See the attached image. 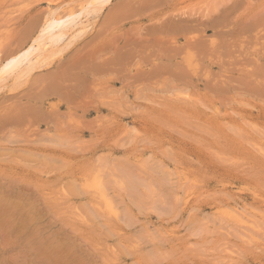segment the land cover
I'll return each mask as SVG.
<instances>
[{
	"label": "rangeland",
	"instance_id": "374dc122",
	"mask_svg": "<svg viewBox=\"0 0 264 264\" xmlns=\"http://www.w3.org/2000/svg\"><path fill=\"white\" fill-rule=\"evenodd\" d=\"M59 262L264 264V0H0V264Z\"/></svg>",
	"mask_w": 264,
	"mask_h": 264
},
{
	"label": "bare ground",
	"instance_id": "6f19581e",
	"mask_svg": "<svg viewBox=\"0 0 264 264\" xmlns=\"http://www.w3.org/2000/svg\"><path fill=\"white\" fill-rule=\"evenodd\" d=\"M108 1L109 0H101V2L103 3V4H105V3H108ZM210 1V0H209ZM220 2V1H219ZM98 3V2H97ZM216 3V2H215ZM93 4H94V2H93ZM90 5V4H89ZM88 5V6H89ZM96 5V4H95ZM99 5H100V2H99ZM102 5V4H101ZM210 5V4H209ZM208 5V6H209ZM103 6V5H102ZM216 6V5H215ZM234 6V5H233ZM263 6V5H262ZM230 7V6H229ZM89 8V7H88ZM232 8V7H231ZM217 9V8H216ZM85 10H87V8H85ZM90 10H92V9H90ZM99 10V9H98ZM182 10V9H181ZM87 12V11H86ZM94 12V11H93ZM217 12V11H216ZM221 12V11H220ZM225 12V11H224ZM230 12V11H229ZM89 13V12H88ZM190 13V12H189ZM76 15H78V14H76ZM76 15H70L69 17H67V18H69V19H71V20H73L74 21V16L75 17H77ZM83 15V14H82ZM87 15V14H86ZM228 15V14H227ZM250 16V15H249ZM85 18H86V16H85ZM84 19V18H83ZM219 19V18H218ZM222 19V18H221ZM68 20V19H67ZM61 21L62 20H58V19H54V20H49V22H48V25H46L47 27H45V29H47L48 31H47V33H46V36H47V34H48V36H47V38H46V40L44 41L43 40V38H45L42 34V36H43V38L42 39H39V36H38V38H37V40H36V37H35V43L37 44V46L39 45V47H41V46H43L44 48H47L48 46H54V45H56V44H58V43H60V41H61V39L62 38H64L63 36L66 34V33H68L67 32V30H72V29H74L73 28V24L71 25V26H68V27H70V28H68L67 30H60L58 27H60V23H61ZM78 21H79V19H78ZM92 21V20H91ZM208 21V20H207ZM232 21V20H231ZM71 22V21H70ZM83 22V21H82ZM186 22H189V21H186ZM203 22V21H202ZM214 22V21H213ZM220 22V21H219ZM227 22V21H226ZM79 23V22H78ZM176 23V22H175ZM208 23V22H207ZM216 23V22H215ZM76 25H78L77 23H75ZM185 24V23H184ZM213 24V23H212ZM188 25V24H187ZM58 26V27H57ZM63 26V28H64V25H61V27ZM175 26H178V25H175ZM218 26V25H217ZM54 27H56V28H58V30L59 31H57V30H53V28ZM60 27V28H61ZM66 27H67V24H66ZM65 27V28H66ZM75 27V26H74ZM170 27V26H169ZM181 27V26H180ZM183 27V26H182ZM185 27V26H184ZM55 28V29H56ZM175 28V27H174ZM170 29H172V28H170ZM52 30V31H51ZM53 31H57V33H53ZM42 33V32H41ZM39 34V33H38ZM37 34V35H38ZM44 34V33H43ZM68 35V34H67ZM74 35V34H73ZM41 37V36H40ZM189 38V37H188ZM38 41V42H37ZM36 46V47H37ZM38 47V48H39ZM42 47V48H43ZM34 49H37V48H33L30 52H28V53H26L25 55H23L22 57H21V59L19 60V61H16L14 64H15V66H18L21 62L23 63L24 62V64H25V61L28 59V57L30 58V56H32L34 53H35V50ZM34 50V53L32 52ZM45 50V49H44ZM43 50V51H44ZM43 51H41V52H43ZM40 51H39V53H41ZM31 53H32V55H31ZM37 53V52H36ZM38 53V54H39ZM56 53V52H55ZM49 54V53H48ZM40 55H42V54H40ZM50 55V54H49ZM48 55V56H49ZM36 56V55H35ZM38 56V55H37ZM42 58H43V56H42ZM49 58V57H48ZM26 59V60H25ZM34 59V58H33ZM24 60V61H23ZM31 60V59H30ZM43 61H45L44 59H43ZM32 62V61H31ZM27 63V65H28V62H26ZM29 63H30V61H29ZM26 65V64H25ZM25 65H24V67H25ZM22 67H23V65H22ZM7 68H8V63L5 65V66H3V69H2V71L3 72H6V70H7ZM18 70V69H17ZM15 73V72H14ZM6 74H9V72L8 73H6ZM61 75V74H60ZM64 75V74H63ZM4 76V75H3ZM54 80V79H53ZM12 81V80H11ZM8 86V85H7ZM56 90V89H55ZM102 204H103V202H102ZM235 212V211H234ZM238 213V212H237ZM239 215V214H238ZM60 263V262H59ZM58 264V263H57ZM61 264V263H60Z\"/></svg>",
	"mask_w": 264,
	"mask_h": 264
}]
</instances>
